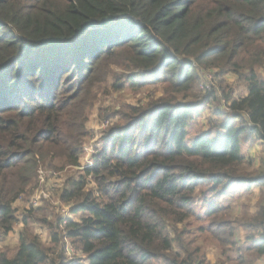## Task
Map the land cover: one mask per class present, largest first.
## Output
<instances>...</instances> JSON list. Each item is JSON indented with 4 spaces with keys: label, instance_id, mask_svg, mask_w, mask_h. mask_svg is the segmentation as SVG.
I'll use <instances>...</instances> for the list:
<instances>
[{
    "label": "trees",
    "instance_id": "16d2710c",
    "mask_svg": "<svg viewBox=\"0 0 264 264\" xmlns=\"http://www.w3.org/2000/svg\"><path fill=\"white\" fill-rule=\"evenodd\" d=\"M206 70L243 82L245 94L230 91L228 111H215L238 125L223 121L222 135L187 145L202 109L160 98L120 113L82 169L88 116L109 78L112 91L159 83L184 98L204 92L206 103L216 95L199 89ZM259 71L264 0H0V242L42 171L82 169L56 192L79 219L50 214V200L39 208L27 200L16 249L1 252L0 264H208L203 236L227 262L254 264L264 256V161L255 167L238 140L247 132L264 143ZM233 199L244 201L239 216ZM240 228L252 234L242 250ZM69 248L84 259L66 260Z\"/></svg>",
    "mask_w": 264,
    "mask_h": 264
},
{
    "label": "rangeland",
    "instance_id": "374dc122",
    "mask_svg": "<svg viewBox=\"0 0 264 264\" xmlns=\"http://www.w3.org/2000/svg\"><path fill=\"white\" fill-rule=\"evenodd\" d=\"M112 70L114 73L122 72L120 68L116 67H113ZM259 74L262 75V78L264 79V72L259 71ZM203 75L204 76L200 80L202 81V85L199 89L201 91L203 89L206 92L213 91L211 93H216L215 96L208 98V102L206 103H204L202 100L204 92L198 93L200 96H198L197 98L193 96L195 95V93H190L184 98L183 94H167V86L159 83H148L139 88H134L126 84L125 88L122 91H112V86L115 83V78H109L107 84H105V86L101 88L99 99L94 104V107L88 116V121L86 123L88 138L86 140V144L84 145L83 157L80 162L81 165H83L82 169L89 168L94 164L93 156H95L98 151H100L103 145L102 139L104 136V132L106 131L105 129L107 127H110V125L120 122V113H129L130 107H144L147 103L151 101H157L160 98H175L178 102L180 101L187 104L193 103L195 105L193 107H195L196 109H202L201 113L194 114V120L188 125L186 137L187 145H190L192 141L198 138V136L200 135L209 134L211 135V137H216L218 133L222 135L224 132L219 130V125L223 121H231L233 126H235L234 124L238 125L239 122H233L231 116H228L227 114L215 115V111L224 113L228 111L225 95L230 91L233 92L231 94V98H236L239 95L245 94L243 82L240 79H237L235 76L221 77L214 75L213 71L211 70H206ZM238 147L240 153L251 160L255 167L259 166L258 163L260 161H264V143H262L254 135H250L249 133L244 132L239 137ZM82 169L67 167L63 171L47 170L41 172V175L38 179V186L36 187L33 194L21 198V200L14 205L16 209L15 216L17 219V223L14 225V231L8 236L4 237L2 239V242H0V253L8 252L9 255H12V253L15 251L18 242V234L21 230L20 221L23 216V210L27 206V200L31 201L38 194H41V201L38 202V208L43 206V203L47 202V200H50V214L59 216L64 219H71L73 221H77L79 219V214H71V205H67L58 201V194L56 192H58V190L62 188L66 179L70 177H76ZM254 188L255 194H257L259 188L255 186ZM235 190V186L230 189L232 193L236 192ZM240 193H242V191ZM254 199L255 195L252 196L250 203H248V212L255 211L256 202L259 199V194L258 199ZM243 202L244 201H238L236 199L230 201L233 208L235 209V214L233 215V217L239 216L243 212V209L241 207V205H243ZM197 207V210L200 212L206 211V207L202 203H199ZM34 233L39 234L40 238L42 239V243L45 246H48V244L51 242V236L46 228L37 226ZM251 235L252 234H249L242 228L236 229V237L240 240L238 246L241 247V250L247 245L245 243L246 237H249ZM200 239L201 241L199 242V245L204 247L203 253L208 264H234L233 262L229 263L226 261L227 256H222L219 246L213 240L209 239L206 236L199 238V240ZM69 244L70 242H68L67 245L71 247ZM51 245L52 243H50V246ZM235 250L236 248H234L232 252H229V256L234 257L233 255L235 254ZM254 257L255 256H252L251 254H246V259H254ZM77 258L84 259L82 256L76 255L75 253H66V260L72 261L73 259ZM84 262L85 261L83 260V264ZM254 264H264V256L259 258L256 257Z\"/></svg>",
    "mask_w": 264,
    "mask_h": 264
},
{
    "label": "built area",
    "instance_id": "2783aa9c",
    "mask_svg": "<svg viewBox=\"0 0 264 264\" xmlns=\"http://www.w3.org/2000/svg\"><path fill=\"white\" fill-rule=\"evenodd\" d=\"M40 196H41V194H38V195H36V196L32 199L31 203H32L33 206L36 207V206L39 204L38 202L41 201V200H40V199H41ZM42 199H43V198H42ZM44 199H45V198H44ZM71 251H72V249H71ZM71 251H70V248H69L67 253H70V254L73 253V252H71ZM73 254H74V253H73Z\"/></svg>",
    "mask_w": 264,
    "mask_h": 264
}]
</instances>
